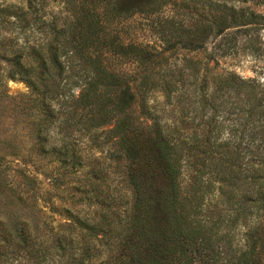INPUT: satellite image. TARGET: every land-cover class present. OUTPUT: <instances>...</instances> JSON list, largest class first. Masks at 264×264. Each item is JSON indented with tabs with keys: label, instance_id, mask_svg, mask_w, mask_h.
Instances as JSON below:
<instances>
[{
	"label": "trees",
	"instance_id": "trees-1",
	"mask_svg": "<svg viewBox=\"0 0 264 264\" xmlns=\"http://www.w3.org/2000/svg\"><path fill=\"white\" fill-rule=\"evenodd\" d=\"M58 1L50 20L42 2H0V104L21 126L0 154V264H264V83L209 67L242 35L256 46L264 0ZM6 78L30 94L9 96ZM99 132L130 189L116 209L97 173L77 180ZM53 166L49 210L66 221L48 236L39 176ZM84 201L105 209L91 218Z\"/></svg>",
	"mask_w": 264,
	"mask_h": 264
},
{
	"label": "rangeland",
	"instance_id": "rangeland-1",
	"mask_svg": "<svg viewBox=\"0 0 264 264\" xmlns=\"http://www.w3.org/2000/svg\"><path fill=\"white\" fill-rule=\"evenodd\" d=\"M30 0H0L4 6L14 5L20 7L22 9H26L28 2ZM35 2L43 3V15L44 18L50 20L52 16L57 15L61 12H64V5L58 0H34ZM259 1V0H254ZM255 9L258 11H262L264 9L263 6H255ZM171 9L167 8L166 13H170ZM145 21L138 19L136 25L139 27H144ZM138 35V41L147 44H153L157 41L156 36L153 35L150 31L145 30H136ZM259 40L254 47H250V43L248 42L249 37L241 36L238 40V46L236 49V53L234 56H228L225 58L216 57L215 60H211L209 62V67L214 68L215 72L220 73H234L239 75L244 79H253L259 83H264V56L262 54H258V47H264V30L259 31ZM1 35V34H0ZM251 35V34H250ZM219 41V39H216ZM255 41H252L254 43ZM215 43L208 42L207 48L209 51L212 50V47ZM181 57V56H180ZM6 91L7 94L11 97H16V100L21 95L30 94L29 88L26 84L19 79H11L6 78ZM164 101V97L160 92H155L151 96L150 103L161 107ZM5 102V103H4ZM9 101H2L1 107L3 105H7L5 110V118L0 122V154L7 155L9 151V147L6 145V142L3 141L4 136L11 137L10 134L16 133V131L20 132V127H16L13 125L14 118L12 112V105L8 104ZM14 131V132H13ZM25 132V131H23ZM98 138L96 141L99 146H93L91 141L85 139L84 143L81 145V155L83 157V167L80 172L77 173V180L80 182L86 181L87 179L92 178L91 172L97 173L99 177L98 184L101 185V190L103 191V195L107 197V201L112 203V208L116 209L114 204H118L122 206L127 200L130 201V189L126 186L124 181V176L122 174V165L119 163L117 156L115 154L116 147L112 143L105 144L104 137L100 135V132L97 134ZM23 145L28 146V138L23 140ZM8 161V158L5 160ZM13 165L19 166L18 162L13 160ZM53 167H44L43 170L45 174L40 175L39 179L41 181V197L42 202L41 205L43 208V212L45 213L44 220H46L49 228H51V234L48 232V236L52 234H56L59 232L58 222H65L66 220L59 218L57 216L51 215L49 210V201L51 199L54 205H58L59 203L56 201V198L50 197L49 192L54 185V181L51 178L50 174L53 170ZM83 184V182H81ZM74 186H79L80 183H73ZM53 190V189H51ZM61 191V190H60ZM72 191V190H71ZM76 199H79L78 194H75ZM113 200V201H112ZM45 201V202H44ZM84 203V204H83ZM80 205H77L78 209L84 210V212L89 213L91 218H94L101 210H104L105 207H99L98 204H87V201H84ZM51 216V218H50ZM48 264H54L56 261V257H52L50 255L46 258Z\"/></svg>",
	"mask_w": 264,
	"mask_h": 264
}]
</instances>
